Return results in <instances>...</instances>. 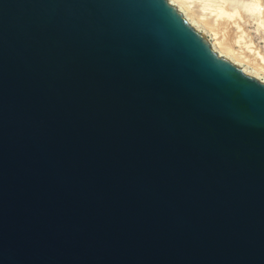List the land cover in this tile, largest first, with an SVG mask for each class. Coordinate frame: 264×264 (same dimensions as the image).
<instances>
[{
    "label": "water",
    "instance_id": "water-1",
    "mask_svg": "<svg viewBox=\"0 0 264 264\" xmlns=\"http://www.w3.org/2000/svg\"><path fill=\"white\" fill-rule=\"evenodd\" d=\"M0 264H264V82L168 0H0Z\"/></svg>",
    "mask_w": 264,
    "mask_h": 264
},
{
    "label": "rangeland",
    "instance_id": "rangeland-1",
    "mask_svg": "<svg viewBox=\"0 0 264 264\" xmlns=\"http://www.w3.org/2000/svg\"><path fill=\"white\" fill-rule=\"evenodd\" d=\"M222 1L227 2L228 13L237 12L236 17L228 19L217 18L214 15L212 10L215 3ZM185 2L194 16L203 20L206 29L203 35L207 40L213 39L240 57L244 67L257 71L261 76L264 75V0L258 2L260 6L258 5V10L253 13L248 12L245 6L253 4L254 0H185Z\"/></svg>",
    "mask_w": 264,
    "mask_h": 264
},
{
    "label": "bare ground",
    "instance_id": "bare-ground-1",
    "mask_svg": "<svg viewBox=\"0 0 264 264\" xmlns=\"http://www.w3.org/2000/svg\"><path fill=\"white\" fill-rule=\"evenodd\" d=\"M168 1H170V3L172 5H174L183 14L184 18L187 20V22L191 26H193L196 30L200 31L201 33H206L205 32L206 31L205 24H204L203 20L198 19L194 16V14L189 9V6L186 4L185 0H168ZM259 1H261V0H254L253 4L246 5L245 6L246 10L250 13L256 12L258 10V7L260 6L258 4ZM215 4H214L215 7L212 11L214 12V15L217 18L223 17V18L232 19V18L236 17L237 12H233V13L227 12V7H226L227 2L226 1L218 2ZM208 40H209V43H210L212 49L214 51H216L218 53V55L223 56V57L229 59L234 64L240 66L244 73L251 75L257 79H260V81L264 82V75L261 76L260 73H258L257 71H255L251 68L244 67L240 57L238 58L233 52L228 51L229 49L227 50L226 48H223L221 46V44L214 42L213 39H208Z\"/></svg>",
    "mask_w": 264,
    "mask_h": 264
}]
</instances>
